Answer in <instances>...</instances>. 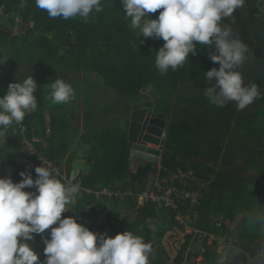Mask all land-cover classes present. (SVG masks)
Instances as JSON below:
<instances>
[{"label":"trees","instance_id":"obj_1","mask_svg":"<svg viewBox=\"0 0 264 264\" xmlns=\"http://www.w3.org/2000/svg\"><path fill=\"white\" fill-rule=\"evenodd\" d=\"M262 1L0 0V8L5 11L1 16L7 17L0 23L7 28L9 23L17 22L15 16L19 15L26 24L23 36L0 28V58L8 55L12 65L24 70L10 81L0 75V88L4 90L0 96V117L16 108L26 128L22 133L8 121L2 127L11 142L7 153L0 156L11 167L6 171L20 178L17 160L29 157L25 147V140H29L37 149L34 156L41 153L57 165L51 173L47 196L40 197V203L51 208L50 198L67 186L62 173L65 171L69 177L76 172L73 154H69L65 169L62 164L76 135L73 136L66 119L68 115L59 113L50 102L54 95L59 96L50 84L64 79L50 70L62 67L85 74L94 72L125 97L124 108L141 104L154 115L168 119L160 176L181 170L197 178L189 186L202 194L194 227L206 232L207 238L212 234L238 236L242 251L254 257L257 251L264 252ZM134 17L147 24L146 36L139 37L141 33L135 32L139 25L132 23ZM33 48H38L40 55L36 56ZM212 48L222 49L224 62L213 58ZM50 76V84L45 85ZM235 78L245 83V90L225 82ZM148 87L153 95L145 92ZM48 108L50 132L45 114ZM101 119V114L91 109L85 111L87 132L83 142L88 145L84 149L87 168L80 172L81 188L76 195L75 211L81 220L76 237L87 239L92 234V227L83 228L86 219L95 222L103 212L110 219L116 217L109 213V199L98 200L95 191L104 187L124 190L128 192L124 203L130 208L139 205L140 209L134 221L121 220L115 227L118 235L113 263L119 264L125 239L137 233L147 242V264H169L170 257L161 241L172 227L183 230L185 226L175 219L176 212L159 208L152 201L140 205L138 199L146 190L150 175L158 173V164L146 161L131 171L128 126L123 123L121 127H102ZM173 131L177 132L175 139L171 136ZM213 161L217 164L214 167L210 166ZM206 182L207 187L199 185ZM177 184L185 186L183 182ZM114 200L119 201L117 196ZM1 205L0 200V225L4 226L14 210H3ZM182 211L188 214L186 208ZM157 217L163 220L154 232L149 221ZM37 223L29 226L31 231L25 236L2 242V248L25 257V241L46 239L50 250L42 264H60L64 243L58 235H40L36 232ZM155 239L161 244L158 249ZM212 255L204 252L208 262L213 261ZM180 262L179 258L177 264Z\"/></svg>","mask_w":264,"mask_h":264},{"label":"rangeland","instance_id":"obj_2","mask_svg":"<svg viewBox=\"0 0 264 264\" xmlns=\"http://www.w3.org/2000/svg\"><path fill=\"white\" fill-rule=\"evenodd\" d=\"M262 4H264V0ZM4 13L5 11L0 8V21H5L7 18L6 16H1ZM8 16H10V14H8ZM21 19V16L16 15L15 20L17 22L15 24L9 23L12 26L8 24L6 28L2 22L0 23V28L11 31L12 35L18 34L23 36L26 33V24H24ZM132 23L135 24L134 26L139 25V27H136L135 31L141 33H138L139 37L147 35V24L139 23L135 18H133ZM221 50L215 51L212 48V56L215 60L224 62L225 57L222 55L223 51L221 52ZM33 51L36 56L40 55V50L38 48H33ZM23 71L24 70H20L19 66L11 64V58L8 55L0 58V75L7 77L9 81L10 79H16L19 76L18 72ZM50 72L57 77L64 78L56 80L53 84H50L52 79L51 76L45 80V85L50 84V88H56L57 91H59V96L54 95L50 102L52 105L58 107L59 113L68 115L66 119H68L70 123L73 136L76 135L75 140L72 141L70 145V150L63 157L62 164L65 169L69 154L75 152L73 154L75 164H79L81 167L83 159L81 161L79 158H85L86 153L84 149L88 148L86 143L83 142V137L87 129L84 126V122L82 123V113L91 109L96 112V114H101V122L104 123L102 127H121L124 126L123 122L126 118L127 121L128 118H131V115L125 113V110L128 113L130 109L127 110V108L122 106V103H125V97L113 88L107 86L104 79L100 76L98 77L94 72L85 74L81 71L64 69L62 67H53ZM16 73L18 75H16ZM225 82L236 86V88L246 89L245 83L236 78L225 80ZM150 89L151 87H148L145 92L153 95ZM260 90L263 92L261 94H264V88H260ZM3 93L4 90L0 88V96ZM93 99H95V101H93ZM27 107H31L30 101L27 102ZM110 110H112V112ZM16 111V108L13 109V112ZM177 112L178 111H176V113ZM45 114L48 125L47 131L50 132L51 120L49 108L45 110ZM121 119H123L122 122ZM171 136L175 139L177 137V132L173 131ZM225 138L228 139V135H225ZM35 140H38V138H35ZM10 143L7 131L0 127V156L7 153ZM26 144L25 147L29 148L31 152L27 151L30 154L35 152L36 148H34L30 141H26ZM46 146L47 143H44L43 147L45 148ZM21 149L24 150L23 148ZM37 158L38 159L32 154L29 155V157H18L17 163L19 165L20 178L14 177L10 170L7 172L6 169L11 167L9 164L3 163V160L0 158L1 206L3 210H8L10 206L15 207L13 216L7 220L4 226L0 225V264H42V260L44 261L46 258V252L50 250L49 243L46 239L44 242L40 240H35L36 242L34 243L24 242L23 247L27 253L25 257L13 255L12 252L14 250H4L1 244L6 240L14 239V237H23L27 232L31 231L29 226L36 222H38V229H36V232H39L40 235L43 234L49 237L58 235L60 241L64 243L63 260L60 264H114L113 259L115 258L116 236L118 235V231H116L115 227L119 225L121 220L134 221L138 216L140 206L138 205L136 208H130L127 203H124V198L128 192L109 189V193L104 194L100 200L110 198L109 213H111V215L113 214L118 219L116 217L110 219L109 215L103 212L95 222L91 219L84 221L83 228L92 227L93 233L90 237L83 242L72 239V236L79 231V226L73 201V199L75 200L77 192L74 191L70 183L74 178L76 181L81 182L80 175L77 177L76 174L78 173H76L68 177L64 171L62 174L64 178H67V186L50 198L51 208H46L44 204L38 202L36 204L31 203L32 208L36 210L31 209L25 197H29L30 199L32 195L38 196L39 198L47 196L51 187V173L57 170L55 162H50L43 154L39 153V157ZM76 165L73 164L74 170L77 168ZM215 165L217 164H215L214 161L210 163V166L214 167ZM36 173L38 174L36 175ZM184 173L188 183H192L197 179L190 172ZM207 183L208 182L204 184L201 183L199 185H205L207 187ZM104 196H107V198ZM116 196L119 199L118 202L114 200ZM143 200V198H140L141 202ZM23 202L25 206L20 205V203ZM87 210L89 212L91 211L89 207ZM218 218L219 217H216L215 220ZM175 219L179 218L175 217ZM110 220H113V222ZM162 220L161 217H157L149 221L151 228L155 227L154 232L157 230L160 224L159 222ZM191 221V218L185 219L186 226L184 225L185 227L183 230L172 227L163 237L161 244L170 257L168 261L169 264H177L179 258L181 259V264H212L214 262L223 264H264V252L257 251L255 257L244 253L242 247L237 244L238 236L228 237L225 235L212 234L207 238L203 231H195L194 222L191 223ZM188 239L189 245L185 247ZM206 239L207 243L205 242ZM261 241H263L264 246V236ZM161 244L155 239L156 249H158ZM206 251L214 254L212 255V262H208V260L205 259L204 252ZM148 256L149 252L146 239L134 233L125 239L122 245L119 264H147L149 262Z\"/></svg>","mask_w":264,"mask_h":264},{"label":"built area","instance_id":"obj_3","mask_svg":"<svg viewBox=\"0 0 264 264\" xmlns=\"http://www.w3.org/2000/svg\"><path fill=\"white\" fill-rule=\"evenodd\" d=\"M5 121L17 126L23 133L26 130L15 112L0 119V126L4 125ZM177 182H183L185 186L178 185ZM189 186L190 183L187 182L185 173L181 170L171 176L162 177L160 174L154 175L146 190L141 195H138L139 203L145 204L148 201H152L159 208H166L171 213L176 212L175 217L179 218L177 220L184 225L185 219L188 218L192 219L191 223L195 222L197 219L196 207L199 206L202 196L198 190L191 189ZM108 193L109 189L104 188L103 190L97 191L96 196L100 199L104 194ZM140 198L144 200L141 202ZM183 207L186 208L188 214L182 211ZM197 230L195 228V231ZM204 233L206 235V232Z\"/></svg>","mask_w":264,"mask_h":264},{"label":"water","instance_id":"obj_4","mask_svg":"<svg viewBox=\"0 0 264 264\" xmlns=\"http://www.w3.org/2000/svg\"><path fill=\"white\" fill-rule=\"evenodd\" d=\"M149 108L132 109L128 122V140L131 144V157L144 161L160 163L166 144L165 130L168 131V119L150 115Z\"/></svg>","mask_w":264,"mask_h":264},{"label":"crops","instance_id":"obj_5","mask_svg":"<svg viewBox=\"0 0 264 264\" xmlns=\"http://www.w3.org/2000/svg\"><path fill=\"white\" fill-rule=\"evenodd\" d=\"M136 20H137V18L136 17H134ZM140 103V102H139ZM140 106V107H139ZM134 107H137V108H149L148 106H142L141 104H137V105H134L133 107H131L130 108V111L127 113L126 112V110H125V113L126 114H128V115H131V113H132V109H134ZM127 110H129L128 108H127ZM149 110H150V108H149ZM84 112L82 113V123L84 122ZM149 114L150 115H154L151 111H149ZM122 120L123 119H121V122H122ZM128 122H129V118H128V121H127V118L124 120V124H126V125H128ZM106 123V122H105ZM109 123V122H108ZM104 124V123H103ZM110 128H115V127H111L110 126ZM88 146V145H87ZM75 152H73V154H74ZM72 154V153H71ZM79 159H81V161H82V159H83V164H86V162H85V159L84 158H79ZM85 162V163H84ZM146 163V161H144V160H141V159H139V158H134V157H131L130 156V169H131V171H136L137 169H138V167L139 166H141V165H144ZM74 165H76L75 164V161H74V163H73ZM81 165V167L79 166V164H77L76 165V172H75V174L76 173H78V174H76L77 176H79L80 175V172L81 171H84L86 168H87V166L86 165ZM158 168H159V171H158V173L157 174H160V170H161V162L160 163H158ZM157 174H151L150 175V178H149V183H148V185L150 184V181H151V178L154 176V175H157ZM148 187V186H147ZM105 188V187H104ZM104 188H102V189H100V190H103ZM108 189V188H107ZM100 190H97V191H100ZM97 191H95V196H96V192ZM72 193V192H71ZM96 198H97V196H96ZM98 199V198H97ZM25 200L27 201V203L29 204V208H31V209H34V208H32V206H31V203H34V204H36V203H38V202H40V199H39V197L38 196H34V195H32L31 197H30V199H29V197H25ZM76 200H77V198L75 197V200L73 199V201H74V205H75V202H76ZM98 200H100V199H98ZM107 200V199H106ZM108 201V203H109V201H110V198H109V200H107ZM20 205H23V206H25V203L23 202V203H20ZM141 205V204H140ZM89 208H90V206H88ZM10 208L12 209V210H15V207H13V206H10ZM34 210H36V209H34ZM74 210H75V206H74ZM37 211H39V210H37ZM87 212L89 213V211L87 210ZM40 213V212H39ZM75 214H76V219H77V221H78V226H79V224H80V222H81V220H80V218L78 217V215H77V213H76V211H75ZM39 217V216H38ZM89 219V218H88ZM87 220V219H86ZM84 223V222H83ZM85 228H89V227H85ZM197 229V228H196ZM92 233H93V230H92ZM78 234V232L76 233V234H74L73 236H72V239H76L77 241L78 240H80L81 242H83L84 240H86V238L85 239H81V238H78V237H76V235ZM25 236V235H24ZM14 238H16V237H14ZM25 242H27V241H25Z\"/></svg>","mask_w":264,"mask_h":264},{"label":"clouds","instance_id":"obj_6","mask_svg":"<svg viewBox=\"0 0 264 264\" xmlns=\"http://www.w3.org/2000/svg\"><path fill=\"white\" fill-rule=\"evenodd\" d=\"M11 113H12V112H11ZM11 113H10V114H11ZM15 113H16V112H15ZM7 116H8V115H7ZM5 117H6V116H5ZM1 119H2V118H1ZM3 126H4V125H2V126H0V127L2 128ZM13 126H15V125H13ZM17 128H18V127H17ZM18 130H19V129H18ZM167 132H168V131H166V130H165V132H164V137L166 138V140H167ZM22 133H23V132H22ZM26 141H29V140H25V142H26ZM31 144H32V143H31ZM26 145H27V144H26ZM34 148H36V147H34ZM27 150L30 151L29 148H27ZM30 152H31V151H30ZM36 152H37V150L35 149V152H33V153H31V154L34 155ZM28 153H29V152H28ZM31 154L29 153V155H31ZM37 157H38V156H35L36 159H38ZM161 159H162V157H161ZM157 164H158V163H157ZM175 173H177V172H175ZM175 173H174V174H175ZM172 175H173V174H172ZM77 177H78V176H77ZM41 183H42V182H41ZM70 184H71V186H73L75 192H77V191L81 188V182L76 181L75 178L72 180V182H71ZM190 184H191V183H190ZM40 185H41V184H40ZM63 189H64V188H63ZM49 190H50V189H49ZM87 191H90V190H87ZM198 191H199V190H198ZM199 192H200V191H199ZM130 193H131V192H130ZM39 199H40V198H39ZM198 230H199V229H198ZM30 259H31V258H30ZM24 262H25V261H24Z\"/></svg>","mask_w":264,"mask_h":264}]
</instances>
